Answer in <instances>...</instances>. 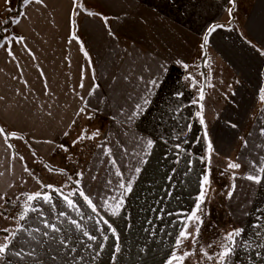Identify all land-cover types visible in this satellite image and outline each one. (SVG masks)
<instances>
[{
	"label": "crops",
	"instance_id": "obj_1",
	"mask_svg": "<svg viewBox=\"0 0 264 264\" xmlns=\"http://www.w3.org/2000/svg\"><path fill=\"white\" fill-rule=\"evenodd\" d=\"M94 2L98 10L92 2L88 9L83 4L76 7L75 0H44L43 5L32 4L24 9L27 18L21 17L19 25H9L11 29L14 27L11 34L23 36L25 40L10 45L15 59L0 49V97L3 98L0 99V126L22 136L42 161H49L61 149L59 145L65 146L67 138L74 136L78 122L88 119L84 114L77 115L84 107L80 97H85L90 106L86 111L93 117L89 120H95L94 129L100 131L81 171L84 173L81 186L85 192L99 207L102 198L123 191L117 187L119 178L111 164L113 158L126 178L130 168L140 166L142 169L139 174L131 173L137 175V179L132 193L125 197L120 216L113 217L100 209L101 215L117 229L119 240L104 226L109 239L103 241L94 222L85 220L82 223L87 230L98 237L97 241H88L65 221L62 227L72 238L68 247L74 245L75 251L62 247L58 239L34 232L37 239L33 240L26 232H21L13 240L11 249H23L25 253L34 250V254L22 259L10 255L0 264H165L183 218L167 213L193 210L201 178L209 167L203 160L207 155L203 126L195 115L199 106L192 104L203 86V76L197 75L194 66L198 54L204 56V64L211 56L226 60L224 63L231 64L238 76L247 80L242 91L238 84L227 91L216 84L217 78H212L211 84L215 87L203 83L204 116L215 149L210 165L211 187L202 205L209 214L204 219L213 217V204L216 214L222 203L226 218L235 221V228H244V239L250 242L249 247L237 250L232 264H264V248L257 247L264 243V228L256 227L264 224V182L256 185L242 178L254 171L253 163L264 165V102L260 100L264 88V54H261L264 51V0H236L238 5L233 12L247 11L244 17L242 13L229 17V0ZM88 12L99 15H88ZM236 17L239 26L242 25L240 34L228 27ZM212 24H223L227 29L212 33L209 43L217 52L206 51L205 55L200 45ZM226 41L232 43L229 52H225L226 46L223 48ZM177 60L187 63L189 68L185 70L176 64ZM161 63L169 68L166 78L162 77L163 83L149 97L151 103L144 106L145 111L129 120L135 105L142 104L141 98L148 95L147 82L157 74ZM210 64L207 71L213 62ZM221 64L215 63L218 67ZM188 75L194 78L196 87L193 80L185 79ZM94 84L99 87L89 96ZM178 92L183 95L177 97ZM218 99L223 101V106L215 108ZM187 124H192L191 132L187 131ZM233 124L236 127H232ZM148 139L154 141L151 150L146 148ZM197 139L200 143L195 142ZM176 144L185 149L179 157ZM108 149L111 156L106 155ZM145 151L151 154L145 156ZM13 155V148L9 149L0 138V173H3L0 194L5 195L0 204L9 199L12 189L26 174L24 162ZM140 159L147 163L140 164ZM229 160L241 167L225 172ZM220 171L225 176L217 179ZM233 171L237 176L235 181L230 178ZM93 176L96 178L92 179ZM109 180L111 185L107 183ZM57 203L59 210L70 211ZM80 203L85 215L91 214L90 209ZM44 208L49 218L54 219L48 206ZM70 214L77 218L74 212ZM21 223L28 228H42L31 216L29 221ZM88 244L93 247L88 248ZM117 244L118 253L115 252ZM98 248L103 250L97 255Z\"/></svg>",
	"mask_w": 264,
	"mask_h": 264
},
{
	"label": "snow or ice",
	"instance_id": "obj_2",
	"mask_svg": "<svg viewBox=\"0 0 264 264\" xmlns=\"http://www.w3.org/2000/svg\"><path fill=\"white\" fill-rule=\"evenodd\" d=\"M12 0H5L6 5H11ZM44 0H20V7L19 8H12L9 6L7 8L8 12H16L15 17H9L6 20L0 21V32H2L4 35L0 36V48L4 49L5 52L8 53L9 56H12L13 59H15V55L11 50L10 45L15 43H22L25 40V37L23 36H16L14 34H10L8 25H19L21 23V17L27 18V13L24 11L27 7H29L32 4L36 5H43ZM229 3L231 4V7L227 9L229 17H232L233 9L236 7V0H229ZM82 7V5H81ZM88 15H99L97 13L88 12ZM105 21L107 18H104ZM231 22V21H230ZM225 25L223 24H212L207 29V34L203 36V43L200 45L201 49L205 50V55H207L206 48L209 43V37L212 35V33L216 32L217 29L224 28ZM111 34V32H110ZM82 46V42H81ZM255 47V45H253ZM261 54H264V51L261 52ZM85 57H88V53L84 52ZM90 61V57H88ZM176 64L182 65V67L187 70L189 68V65L187 63H183L180 60H177L175 62ZM198 67V66H197ZM169 71V68L166 64L161 63L158 65V71L157 74L154 75L153 78L149 79L147 82V92L148 95L143 96L141 99L143 103H137L135 105L134 111L129 115L128 119L133 120L137 116H139L142 112L145 111L146 105L151 103L150 96L153 94L154 90L156 88H159L161 84L163 83V78H166V75ZM43 74V73H41ZM201 76H205V73H201ZM93 79H95L93 74ZM141 79H143L141 77ZM186 80H193V87H196V82L191 75L185 76ZM25 83H27L25 81ZM80 87L83 88V83L80 84ZM99 87V85L94 84L93 87L89 90L88 95L92 96L95 94L96 89ZM208 87H215V85L209 83ZM45 89H47V84L45 83ZM47 94V92H46ZM183 93H176L177 97L182 96ZM0 99H3L0 97ZM81 101L84 104V107H81L78 110L77 115L84 114L87 116L88 119H92V114L86 111L90 106L88 105L87 100L85 97H80ZM205 100V91L204 87L201 86L199 88V97L198 99H194L192 101V104H196L199 106V111L195 113L196 117L198 118V122L201 126H203V132L204 137L203 139L206 141V151L207 155L203 158V160L209 165L206 173L202 176L201 182H200V191L198 195L195 197L196 203L194 204L193 210L190 213H167V215H181L183 218L180 220V223L182 227L179 229V231L176 234V237L174 239V244L172 246V251L170 252L167 260L165 261V264H185V260L191 256H194L196 254V244L197 240L200 236L201 227L204 223V217L208 215L209 213L206 211V208H202V205L205 204V200L208 195V190L211 187V157L215 152V149L213 147V143L211 139L209 138L208 134V128L204 116V104L203 101ZM260 100L264 102V89L261 90L260 93ZM75 123V121H73ZM232 127H236L235 124L232 125ZM187 131H192V124H187L186 126ZM67 135V133H65ZM100 135L99 129L92 133H88L87 129H82L81 134L78 136V138L73 141V145L76 143H80L81 141L85 139L94 140ZM0 138H2L5 141V144L9 149L13 147L12 144L8 143L9 140L15 138V139H23L22 136L18 135L16 132H7L3 126H0ZM178 139V137H177ZM27 143V141H25ZM196 143H200V140L197 139L195 141ZM46 143H52L51 141H46ZM167 143V141H165ZM103 146V145H101ZM154 146V141L152 139H148L146 141V148L148 150H151ZM59 147L67 152L68 148L64 145H59ZM177 151V156L179 157L181 153L185 152V149L181 146V144L174 145ZM150 151H145L144 155H150ZM33 155L35 156V152L33 151ZM106 155L111 156V149H108L106 152ZM139 155V154H137ZM190 155V154H189ZM13 158H15V154L13 155ZM19 159L23 161V157L20 156ZM179 163V159L176 161ZM140 164L147 163L146 160L140 159ZM112 166L115 168V176L119 178L117 187L123 191H121L116 196L111 197H104L102 198V203L97 205L93 201V198L90 194H87L84 190V188L81 186V181L83 179V172H78L77 178L73 179L71 176L68 177V180L71 181V185H75V187H71L69 184H65L61 187H57L52 184H44L42 181H40L38 178H36L37 183L39 184L40 190L34 192V193H22L21 195L25 197L21 204V211L18 213L16 217H13L12 219L15 221V224L17 225L15 228H3L0 229V232L7 233V235H4L3 237H0V262H3L7 259L8 256H16L18 258H23L24 256H32L34 254V250L25 253L23 249L19 251H13L11 249V245L13 240L16 239L17 235L21 232H26L28 236H30L33 240H36L37 237L33 235V233H39L43 237L50 238L52 240H57L59 244L64 247L65 249H68L69 251H75L74 245L72 248H69L68 245L71 243V237L67 236L66 230L62 227V225L67 221L68 224L72 226V229L76 232H79L83 237H86L88 241H97L98 237L95 234H92L89 230H87V227L82 222L85 220L93 221L95 225V230L100 233V236L102 237L103 241H107L109 239V236L107 232H111L112 236L115 237V239L119 240V235L117 234V229L113 226V224L109 221V219L105 218L104 215H101L100 209H104L105 212L110 213L113 217H118L121 215V211L123 209V206L125 204V197L126 195L132 193L133 191V184L135 183V180L137 179V175L139 174L142 169L140 166H135L134 168H130L129 172L130 174L125 177V173L120 170V167L117 165V161L113 158L111 160ZM191 161H189V170H190ZM46 168H48V171L54 172L58 171L59 174L67 175V173L63 169L56 170L48 165H45ZM241 167L239 163L232 162L229 160L227 168L224 170L227 172L229 169L231 170H238ZM251 167L254 169L253 172L243 176V179H246L256 185H261L262 182H264V165L257 166L255 163L251 165ZM24 170L29 173V175H32L31 170L28 169L27 165H24ZM135 174H131V173ZM223 174V173H221ZM3 173H0V176H2ZM96 177L93 176L92 179H95ZM232 180L235 181L237 178L235 171L232 173ZM171 179V178H169ZM108 185L112 184V181L109 180ZM235 183L232 184V191L235 190ZM69 188V191L65 192L64 189ZM55 194V195H53ZM232 192H229V198H231ZM76 198V199H74ZM0 200H5V195L0 194ZM17 200H19V197H17ZM112 201L111 203L109 201ZM83 202L84 205L87 206V208L90 209L91 214L85 215V213L82 211L81 203ZM60 205H65L68 210L70 211H64L58 209V203ZM44 205L48 206V212L54 213V219H50L49 215L46 213ZM3 205H0V208H2ZM71 212H74L76 214L77 218H73L70 214ZM34 214V215H32ZM0 216H3V212H0ZM31 216L32 221H38L41 225V227L36 228H28L25 226V224H22L21 222H27L29 221ZM64 219H61V218ZM7 219L8 217H4ZM160 219H163V216L160 217ZM107 228V232L105 231V227ZM258 229L264 228V224H258L256 225ZM191 229V231L189 230ZM245 230L244 228H233L232 230L223 233L221 236V239L215 243V247H217L219 250L214 253H209L206 249L202 250V256L206 258L208 261H215V264H232V258L236 255L237 250L242 247H249L250 242L245 241L244 234ZM260 235V233H258ZM62 237V238H59ZM188 240L192 241L193 248L191 250L184 249V243ZM92 244H88V248H92ZM208 247H213V244H209ZM257 247L264 248V243L258 244ZM102 248L97 249V255L100 251H102ZM115 252H120L119 244L115 246ZM259 253H257L258 255ZM82 259V258H81ZM10 264V262H9ZM197 264H201V262H197Z\"/></svg>",
	"mask_w": 264,
	"mask_h": 264
},
{
	"label": "rangeland",
	"instance_id": "obj_3",
	"mask_svg": "<svg viewBox=\"0 0 264 264\" xmlns=\"http://www.w3.org/2000/svg\"><path fill=\"white\" fill-rule=\"evenodd\" d=\"M89 2H92V5H94V8L97 9L98 5L94 2V0H75L76 7H79L80 4H83L85 7L90 9ZM238 5V3H236ZM11 6L12 8H18L19 6V0H12L11 5H6L5 0H0V21L6 20L9 17H15L16 15L13 12H8L7 8ZM244 6V4H243ZM242 6V7H243ZM98 10V9H97ZM242 17L246 16L248 14L247 11L240 12L239 10H235L232 14L234 15H241ZM9 15V16H8ZM8 16V17H7ZM240 17V16H239ZM232 19V18H231ZM240 20L242 21V18L240 17ZM240 21L238 17L235 18L233 22L228 26L231 30H234L235 32L239 33L242 30L239 26ZM9 27V25L7 26ZM227 29V27H225ZM12 30L14 31V27H9L10 34L12 33ZM4 34L0 32V36H3ZM246 39L249 40V37L246 36ZM245 41V40H244ZM246 42V41H245ZM232 43H229L226 41L223 44V48L225 47V52H229V46ZM2 49V48H0ZM202 51L203 49L200 48ZM233 50H237V48H233ZM200 51V52H201ZM205 52V50H203ZM206 51L213 52L215 54L216 49L212 44L208 43ZM202 55L198 54V56L195 59L194 66L197 70V75L201 74L202 72L205 73V76H203L202 81L203 83H206L207 85L209 83H212V78H217L216 84L219 86H223L227 91L230 90L234 84L239 85V91H242L247 86V80L246 78L243 80L240 76H238L237 71L235 68L230 64L227 65L224 63L223 59H218L214 56H211L210 60H206L204 64ZM211 62H213V66L210 67V69L207 71V66H210ZM222 63L219 67L218 65H215V63ZM198 66V67H197ZM212 70V71H211ZM223 72V74H221ZM220 73V75L218 74ZM202 83L203 86H205ZM215 85V84H214ZM264 89V88H263ZM223 106V101L218 99L214 103L215 108H220ZM95 120H89L86 121L82 119L78 122V124L75 126V129L73 131V135L71 138H67L65 142V147L68 148V151L65 152L62 149H60L57 154L49 161H42L39 156L35 154L33 155V151L29 148V146L23 141L22 139H11V144L13 145L14 154L16 157L22 156L24 164L27 165L28 169L31 170L32 175H29L28 172L23 176L21 181L12 189L10 192V197L8 200L2 202L0 205H3L2 208H0V212H3V216H0V229L3 228H14L15 221L12 219L13 217H16L18 213L22 210L21 204L23 200L25 199L24 196H22V193H34L38 190H40L39 184L37 183L36 178H38L40 181H42L44 184H52L57 187H61L65 184L71 185V181L68 180V177L71 176L73 179L77 178V173L81 172L83 170V163L85 159L87 158L89 154V149L93 145L94 140L85 139L81 141L80 143H76L73 145V141H75L78 136L81 134L82 129H87L88 133H92L95 131L93 123ZM97 126V125H96ZM97 128V127H96ZM45 165H48L56 170L63 169L67 175L59 174L58 171L50 172L48 171V168L45 167ZM222 172L217 174V179H222L225 176V174H221ZM231 178V176H230ZM229 179V178H228ZM227 178L225 180H228ZM230 179L228 183L230 184ZM231 185V184H230ZM72 186V185H71ZM69 188H65L64 191H68ZM17 197H19V200H17ZM212 211L214 215L213 217L204 219L203 226L201 227L200 236L197 240L196 244V254L194 256H191L187 258L188 263L185 264H197V262H201V264H215V261H208L206 258L202 256V250L206 249L210 254L218 251L219 249L215 247V243L221 239V236L223 233H226L231 230V228H235L237 225L235 224V221L232 219H227V215L225 213V206L223 208V204L220 203L218 206L219 212L215 214V205L213 204ZM223 219H222V217ZM4 217H8L5 219ZM191 231V229H189ZM4 235H7L6 233L0 232V237H3ZM2 242V241H0ZM209 244H213V247H208ZM193 248L192 241L188 240L184 243V249L191 250Z\"/></svg>",
	"mask_w": 264,
	"mask_h": 264
},
{
	"label": "trees",
	"instance_id": "obj_4",
	"mask_svg": "<svg viewBox=\"0 0 264 264\" xmlns=\"http://www.w3.org/2000/svg\"><path fill=\"white\" fill-rule=\"evenodd\" d=\"M20 7V0H19V6H18V8ZM14 14H16V12H13ZM7 234V233H6Z\"/></svg>",
	"mask_w": 264,
	"mask_h": 264
}]
</instances>
